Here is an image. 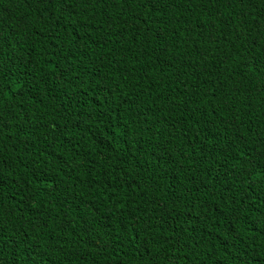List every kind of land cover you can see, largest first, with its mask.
Instances as JSON below:
<instances>
[{
	"label": "trees",
	"instance_id": "obj_1",
	"mask_svg": "<svg viewBox=\"0 0 264 264\" xmlns=\"http://www.w3.org/2000/svg\"><path fill=\"white\" fill-rule=\"evenodd\" d=\"M0 264H264V0H0Z\"/></svg>",
	"mask_w": 264,
	"mask_h": 264
}]
</instances>
